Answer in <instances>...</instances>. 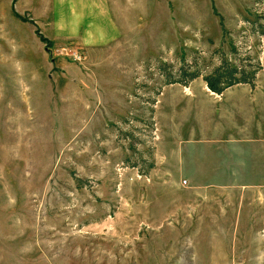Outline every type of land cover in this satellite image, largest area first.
I'll return each instance as SVG.
<instances>
[{"label": "rangeland", "instance_id": "obj_1", "mask_svg": "<svg viewBox=\"0 0 264 264\" xmlns=\"http://www.w3.org/2000/svg\"><path fill=\"white\" fill-rule=\"evenodd\" d=\"M151 1L143 25H170L169 6L174 25H193L191 43L178 45V29L169 48L163 28L145 36L160 50L127 79L114 121L93 108L84 60L58 49L81 46L45 38L47 0H0V264H264L263 222L186 221L187 193L158 189L152 174L154 105L176 83L166 81L222 59L261 66L264 35L251 25L264 0H160L155 14Z\"/></svg>", "mask_w": 264, "mask_h": 264}, {"label": "crops", "instance_id": "obj_2", "mask_svg": "<svg viewBox=\"0 0 264 264\" xmlns=\"http://www.w3.org/2000/svg\"><path fill=\"white\" fill-rule=\"evenodd\" d=\"M159 3L151 1L154 14ZM47 7L53 16L45 25V38L50 42L74 41L81 46L83 68L87 70V76H81L90 83L93 108L98 113L109 111L114 121L127 113L122 96L130 89L127 79L130 81L145 55L160 50L158 40L145 42V36L154 38L163 28L168 40L162 45L169 48L175 45L176 38L170 39L176 29L181 35L178 45L190 44L189 34L194 29L193 25H174L169 6L170 25H143L142 17L139 20L143 0H47ZM128 17L130 21H126ZM262 42L258 56L261 69L253 86L236 83L215 93L202 79L195 78L187 85H165L157 97L152 174L158 180L154 185L160 190L187 193L183 204L186 221L229 220L237 223L236 231L241 222L264 223ZM109 100L119 107L108 108L104 101ZM114 108L121 110L115 113ZM229 212L231 218L223 217ZM263 227L256 230L262 232ZM221 233L225 236L223 230Z\"/></svg>", "mask_w": 264, "mask_h": 264}, {"label": "trees", "instance_id": "obj_3", "mask_svg": "<svg viewBox=\"0 0 264 264\" xmlns=\"http://www.w3.org/2000/svg\"><path fill=\"white\" fill-rule=\"evenodd\" d=\"M214 12L217 14L216 11ZM259 20H263V22H259ZM219 24L222 33H224L226 30H224L222 17L220 16ZM252 24L253 25L251 26L254 32H257L259 35H264V8L260 11V13L256 14L255 20ZM237 46L238 45L232 44L230 46L231 52L238 53L239 48ZM237 61H235V64L233 65L230 64L227 59H222L219 65L209 74H202L197 70L187 71V69L182 66L179 68V72L182 75L176 80H167L166 83L176 82L181 85H187L192 79L200 76L209 90L215 93H220L226 87L236 83H248L253 86L256 72L261 68V66L257 62L252 63L248 56L242 57L241 63H238ZM249 67L251 69L247 71L246 68ZM166 75L169 76V73Z\"/></svg>", "mask_w": 264, "mask_h": 264}, {"label": "built area", "instance_id": "obj_4", "mask_svg": "<svg viewBox=\"0 0 264 264\" xmlns=\"http://www.w3.org/2000/svg\"><path fill=\"white\" fill-rule=\"evenodd\" d=\"M58 49L60 53L70 55L73 60L79 63H81L85 59L84 52L81 48H77L74 46H61Z\"/></svg>", "mask_w": 264, "mask_h": 264}]
</instances>
